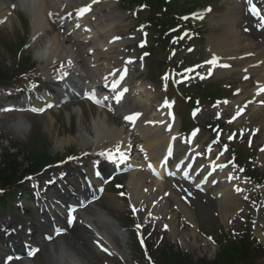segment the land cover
Masks as SVG:
<instances>
[{
	"label": "rangeland",
	"instance_id": "1",
	"mask_svg": "<svg viewBox=\"0 0 264 264\" xmlns=\"http://www.w3.org/2000/svg\"><path fill=\"white\" fill-rule=\"evenodd\" d=\"M192 1V0H190ZM196 1V0H194ZM209 1H213L215 3V12L214 14H212L211 16L208 17V22L205 28V32H204V39H202L201 43H197L196 48H195V52L191 53L189 55V57L192 59V61H199V60H203L204 58H206L209 55V44H208V40L209 38L212 37H218L219 35L222 34V28L224 25L223 21L226 17H228L230 14H232L235 11H238L237 9V5L235 3H231L229 0H218V2H216V0H198V2H200L201 4H204L206 2ZM197 2V1H196ZM239 8V7H238ZM26 12H24L22 9H19L17 11V14L12 16L11 18V24H5L1 29H0V37H7L9 40H13V39H18L22 42V23L20 22L19 18L24 20V26L28 29V23L27 21H25L26 19ZM118 13V12H117ZM238 13H241V11ZM244 14L241 13V27L243 26V22L245 23V19H244ZM133 25L136 24V22L133 20L132 22ZM129 25L128 23L125 24V26L121 29H119L117 31V33H122V34H126L128 32H126L127 30H130L131 26L133 25ZM126 32V33H125ZM21 37V38H20ZM2 42H5V40H2ZM40 45H38L37 47H35L33 50L32 48L28 50L29 53H24L26 56H30L33 54H35L37 52V50H39ZM32 50V51H31ZM160 59L163 58V55L159 56ZM190 61V62H192ZM0 63L3 67H8L13 69L14 67V60L12 57H10L7 52L5 50H3L2 44L0 43ZM11 64V65H10ZM41 68H46L45 65L41 66ZM156 73V71H155ZM147 74V72L145 73ZM145 74L143 76H145ZM156 77V78H155ZM222 77L225 78H216L219 79L218 80V84L220 85L219 87H239V82L237 79L235 78V73L232 72L231 74L227 75H222ZM229 80H231L229 82ZM154 82L155 84L152 85L149 84L148 82H146V84L148 86H150L153 90L149 91L146 96H144V100H147L148 105L150 107L151 101L152 99L155 97V99L157 101L162 100L165 93L164 91V86H158V79H157V75L154 76ZM159 91V92H158ZM158 95L161 96V98H158ZM158 104V102H157ZM81 105V109L82 110V114L78 113L77 110H79L78 106H73V108L71 107H66V110H75L71 113V118L73 120H77L78 122V127L75 130V135L80 131V129L86 128L90 133L94 134V129H93V120L95 118H97V116L99 115V113H101V117H103V113L96 110L93 106L86 104V103H80ZM130 108H134L136 106L139 105V103L132 101L130 103H128ZM152 107V105H151ZM206 107V106H204ZM66 110H62V111H51V116L53 117V119L48 115L45 114L43 116H32L30 114H13L11 116L5 115L1 120H0V140L2 139H10L12 137H15L18 140V143H23V141H27L29 138L32 139V142H34L36 140V138L38 139V147L39 148H44V146L40 143V141L44 143V135L48 136V144H49V148L47 147V150L52 153L53 155L58 154L59 152L64 153V155L66 153H68L71 149H74L77 153H81L83 152L85 149L83 147H80L77 143L75 142H70L68 143L69 145H64L63 147L60 146L58 143L61 139L63 138H68L72 135H74L72 133V131L69 130V125L66 122L67 118L66 116H68V112H66ZM75 112V113H74ZM204 111H202L203 113ZM80 116V117H79ZM24 118L25 123H26V127L23 130V134H20L19 132H17L16 130L14 131L12 129L13 124L17 121H19L20 119ZM209 117H212V115H210ZM208 117V118H209ZM205 120V116L200 115L199 116V121L203 122ZM116 123V120L114 117H110L109 119V123ZM28 123L31 125L28 126ZM66 123V124H65ZM110 123V124H111ZM244 123V122H242ZM257 125V123H255L253 121V119H248V121L244 124H234L231 125V127H236L238 129L240 128H245L248 127L249 129L254 128ZM83 127V128H82ZM74 135V136H75ZM226 137H228V134L225 135ZM3 140V141H4ZM263 142V137L262 138H257L255 139L254 143H253V148H255L256 146L258 147L261 143ZM5 144H7L4 141ZM3 143V144H4ZM9 143H11L9 141ZM18 143L16 145H18ZM30 147V143L28 144ZM95 146L94 145H89L88 150L89 153L94 152L95 151ZM235 148H247V143L245 144V142L243 143H239L236 142L234 144ZM247 150V149H246ZM27 151H25L24 153L26 154ZM262 155V158L260 157ZM22 158V156H21ZM43 159V157H42ZM90 165H92V163H90ZM255 166L260 167L261 169H264V152L258 151V158L257 160L254 162ZM126 177H124L125 179ZM149 179L145 180L144 179V184L147 185V187H149V189H151V183H149L148 181ZM190 187V186H189ZM191 190L188 189V186L185 185L181 190L180 193H173L171 194L172 197L170 198L172 200V202H170L169 207L167 204V219L162 221L161 224L159 225L160 229L165 230L167 228L168 225H170V227L172 228V234L173 236H171V239L174 240L175 242H180L181 244L185 245L186 247L189 248L190 252L192 253H197L200 252L201 254L203 253L201 250L204 247V240H202L200 238V228H203L204 231L208 232V231H215V228L218 225H221L225 228V230H229V234H231V231L233 229L238 230L240 229V227H242L245 219L246 214L251 213V210H253L250 206H249V197L251 196V193L247 192L245 199L244 200H240L238 201L237 204H235L233 207L229 208L230 210H226L228 207H223L221 208L219 205V201L216 200H210V198L207 195L204 194H200L198 192H195L194 189H192V187H190ZM262 188L264 189V184L262 186ZM160 193V192H159ZM157 193V194H159ZM48 194V193H47ZM155 200V196L153 194L151 201ZM98 205H100L101 207L112 211L113 214L116 215H120L121 212H124L125 208L123 203H121L122 207H118L116 206V204L111 203L110 201V197L108 196V194L105 195V197L99 202L97 203ZM34 207V206H33ZM147 208V209H146ZM33 209V208H32ZM142 209H144L141 213L138 212V214L140 215V217L147 218V213L149 210H151L150 206H142ZM239 210L244 211V213H238ZM34 211V210H33ZM91 213L95 212L94 208H90L89 210ZM110 213V212H109ZM264 211L263 209L260 212H257V214H250L252 215V219L250 221L251 223V231L252 234L255 235L256 234V227H260L261 228V232L263 233L264 236V215L263 214ZM188 215H191L194 217L196 223L198 224L199 228L192 229V228H186V229H182L181 227V222H183V220L187 219ZM118 217V216H117ZM256 217V218H255ZM119 219L122 218L121 220H123L122 216L118 217ZM260 219L262 221V223H257V219ZM170 219H173L171 222L169 221ZM245 219V220H244ZM1 221V220H0ZM153 222H156L155 220H153ZM85 231L80 228L79 226H77L73 231H71L69 233V235L64 236L63 239H66L67 242H69L71 244V246L73 247V249L77 250L80 246H83V249L89 250L88 246H87V242H85V238H88V236H85ZM85 236V237H83ZM90 252L88 254L83 253L80 254L81 256L85 257L88 261L93 260V262H95V264H100L99 262V258L96 257L95 252L89 250ZM194 251V252H193ZM205 251L208 252L209 254L212 253V249H208L205 248ZM78 252H82V251H78ZM195 255V254H194ZM44 260L43 257H41L40 259H38L37 262L42 263Z\"/></svg>",
	"mask_w": 264,
	"mask_h": 264
},
{
	"label": "bare ground",
	"instance_id": "2",
	"mask_svg": "<svg viewBox=\"0 0 264 264\" xmlns=\"http://www.w3.org/2000/svg\"><path fill=\"white\" fill-rule=\"evenodd\" d=\"M6 1L10 2V4L14 3L30 14L33 19V32L35 35L41 30L46 31L47 24L49 23L46 19V16L49 11L54 10L53 4L48 3L46 0H0V3L7 4ZM6 13H8V11H5L2 14ZM235 20L236 16H230L226 18V22L224 23L225 26L222 28V34L218 37H212L209 39L211 53L219 57V59H222L223 62L230 63L235 60L236 64L239 63L240 66L238 68L237 66H234L233 68L231 67L229 70H223L219 68L218 72H225L229 74L233 71L236 73V75H239V78L242 76L240 79L242 81L241 89L247 90L249 95L259 98L258 101L264 100V91H261L258 87V85L264 86V50H260L259 53L255 55V53H253L254 48L250 45V41H246L244 38V36L251 37L253 43V41H257L256 37L261 39L262 34L256 33L255 29L251 30L250 28L247 31V34H242L241 31L237 29ZM8 21L9 22L7 24H11V19ZM253 44L255 45V43ZM75 45L76 44H74V46ZM64 53L62 41L59 39L58 35H54L51 36L49 40H46L44 47L37 52V55L40 56L41 59L52 60L53 58H64ZM107 54L108 53H104L103 57H106ZM97 60L99 61V59ZM103 62L104 61L101 60V63H98L97 65L103 66ZM247 78L249 80H247ZM237 103L238 101L231 102L230 104H232V108H234V105ZM251 110H253L257 115H260L261 113L263 114L261 108L252 107ZM47 114L53 119L50 112ZM108 119L109 118L107 116L103 118L99 116L98 118L94 119V136L86 132H79L78 135H76L77 137L70 136L68 138H63L58 144L63 147L65 144L69 145L68 143L77 141L82 146H88L90 143L97 144L106 140V145L112 147L120 141L122 129H119L114 125H109ZM24 126H26V124H24L23 120L15 123L16 129H18L20 132H22ZM166 137L167 136L164 133L160 132L156 133L154 137L147 140L146 147L149 148L152 157L158 156L157 151L161 144L166 140ZM133 167L134 166L131 165V168ZM130 183L133 198L138 199L142 197L143 188L141 179L138 176V172L133 171L131 174ZM88 189H90V187H88ZM222 193H224V196H227V201L229 202V206H231L232 199H235L236 196H234L232 193L228 195L226 190L222 191ZM112 200L113 203H116L115 199ZM222 203H224V200H222ZM94 219H97L100 224L102 220L105 221V224L103 225L108 228L105 229V232L108 236L106 234L105 236L109 240V228L113 226L112 220L106 215L97 212L94 217L87 218V223H91V221ZM95 236L97 237V235ZM49 254L51 259L56 260L58 264H62V262L64 264H81L80 259L72 254L63 242L58 244L53 243L51 249H49Z\"/></svg>",
	"mask_w": 264,
	"mask_h": 264
},
{
	"label": "trees",
	"instance_id": "3",
	"mask_svg": "<svg viewBox=\"0 0 264 264\" xmlns=\"http://www.w3.org/2000/svg\"><path fill=\"white\" fill-rule=\"evenodd\" d=\"M8 77L9 75L6 76L0 71V82L8 80ZM33 154H35L34 158L36 160H41L40 157H36V151ZM47 158V155L43 156V160H46ZM21 171H24L22 169L21 163H19L13 157H6L0 165V187L6 188L8 186H13L18 180H20ZM27 171L28 170H25L24 173H27ZM226 249L227 250L224 251V256L227 255V258L224 260L221 258L220 263L218 262L217 264H247L254 253V249L252 248L251 244L244 241L241 243L239 242L237 244H232Z\"/></svg>",
	"mask_w": 264,
	"mask_h": 264
},
{
	"label": "snow or ice",
	"instance_id": "4",
	"mask_svg": "<svg viewBox=\"0 0 264 264\" xmlns=\"http://www.w3.org/2000/svg\"><path fill=\"white\" fill-rule=\"evenodd\" d=\"M88 8L82 9L80 11V14L82 15L85 11H88ZM252 11H256L255 7L252 8ZM51 15V14H50ZM69 66H71V61H69ZM67 73H63V75H66ZM261 91H264V88L261 89ZM90 98H94V93L92 94V96H90ZM136 117L135 116H129V117H125V119H129V120H134ZM118 150V149H117ZM101 155H105V153H101ZM107 158L108 159H112L113 158V154L112 152H108L107 154ZM121 159H124L123 154H121Z\"/></svg>",
	"mask_w": 264,
	"mask_h": 264
}]
</instances>
